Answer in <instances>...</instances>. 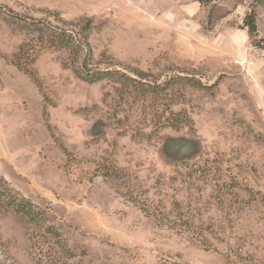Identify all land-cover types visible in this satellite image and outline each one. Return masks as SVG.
Here are the masks:
<instances>
[{"label": "rangeland", "instance_id": "374dc122", "mask_svg": "<svg viewBox=\"0 0 264 264\" xmlns=\"http://www.w3.org/2000/svg\"><path fill=\"white\" fill-rule=\"evenodd\" d=\"M0 8L92 23L88 56L0 15V264H264V4Z\"/></svg>", "mask_w": 264, "mask_h": 264}, {"label": "trees", "instance_id": "16d2710c", "mask_svg": "<svg viewBox=\"0 0 264 264\" xmlns=\"http://www.w3.org/2000/svg\"><path fill=\"white\" fill-rule=\"evenodd\" d=\"M259 4H264V0H257ZM49 12V11H48ZM51 13V12H49ZM0 15H5V12L0 8ZM7 15V16H6ZM5 18L14 24L20 25L33 33H36L42 41L48 42L51 45L60 47L71 48L76 54L87 52L88 56L91 55L92 49L89 41V32L91 30V21L74 22L64 20L58 13H53L49 18H36L34 16H21L18 13L6 14ZM56 21L59 25H53ZM250 32L256 29L255 16L251 15L247 20ZM20 66V65H19ZM28 71V70H26ZM78 76L89 81H97L108 75L109 73L98 72L97 74L91 73L84 75L80 68H75ZM8 205L12 207L15 212L27 219L29 222L34 223L36 226H45V211L38 209L36 205L27 197H10ZM53 227L50 226L51 231ZM59 235L58 232H56Z\"/></svg>", "mask_w": 264, "mask_h": 264}, {"label": "built area", "instance_id": "2783aa9c", "mask_svg": "<svg viewBox=\"0 0 264 264\" xmlns=\"http://www.w3.org/2000/svg\"><path fill=\"white\" fill-rule=\"evenodd\" d=\"M236 63L241 65V66H244L247 64V61L246 60H237Z\"/></svg>", "mask_w": 264, "mask_h": 264}]
</instances>
